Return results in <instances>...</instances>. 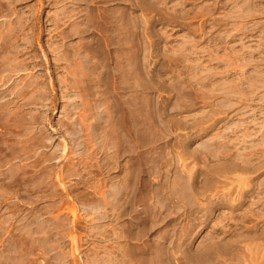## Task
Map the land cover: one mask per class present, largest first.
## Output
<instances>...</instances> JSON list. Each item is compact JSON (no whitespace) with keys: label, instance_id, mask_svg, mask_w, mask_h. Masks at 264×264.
Listing matches in <instances>:
<instances>
[{"label":"rangeland","instance_id":"1","mask_svg":"<svg viewBox=\"0 0 264 264\" xmlns=\"http://www.w3.org/2000/svg\"><path fill=\"white\" fill-rule=\"evenodd\" d=\"M0 264H264V0H0Z\"/></svg>","mask_w":264,"mask_h":264}]
</instances>
